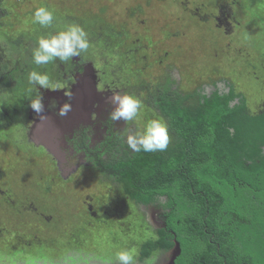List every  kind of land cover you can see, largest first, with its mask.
I'll use <instances>...</instances> for the list:
<instances>
[{"label": "rangeland", "instance_id": "obj_1", "mask_svg": "<svg viewBox=\"0 0 264 264\" xmlns=\"http://www.w3.org/2000/svg\"><path fill=\"white\" fill-rule=\"evenodd\" d=\"M41 6L55 14L49 28L32 22ZM70 24L85 29L89 49L63 63L35 65L38 39ZM0 44L10 58L2 56L12 61L4 95L8 122H0V260L59 264L66 254L82 253L93 264H115V254L128 250L136 264H172L176 245L155 250L148 260L140 256L142 244L159 239L163 223L156 210L127 200L122 186L96 165L82 163L79 152L71 156L63 145L52 154L31 135L30 100L39 91L28 73H46L56 86L49 90L59 91L70 71L81 74L79 65L88 64L101 96L119 91L139 97V116L119 132L122 147L148 120H163L153 105L170 84L182 95L217 85L221 91L232 88L247 113L259 116L264 114V0H0ZM83 125L73 129L81 126L79 134L84 131L90 140L92 126Z\"/></svg>", "mask_w": 264, "mask_h": 264}, {"label": "trees", "instance_id": "obj_2", "mask_svg": "<svg viewBox=\"0 0 264 264\" xmlns=\"http://www.w3.org/2000/svg\"><path fill=\"white\" fill-rule=\"evenodd\" d=\"M153 108L171 147L96 163L132 201L160 212L165 227L141 258L176 245L173 264H264V115L217 86L182 95L170 84Z\"/></svg>", "mask_w": 264, "mask_h": 264}, {"label": "flooded vegetation", "instance_id": "obj_3", "mask_svg": "<svg viewBox=\"0 0 264 264\" xmlns=\"http://www.w3.org/2000/svg\"><path fill=\"white\" fill-rule=\"evenodd\" d=\"M4 50L3 46L0 44V122L3 123L8 122L9 100L4 95L10 90L9 82L12 76V61L11 59L6 61L2 56L1 52L6 54ZM79 68L82 69L81 74L77 72L73 75L74 72H69V75L66 77V87L62 90H39V95H43L45 110L42 114H37L32 108L29 109L32 110L29 112L30 116L28 114V117L32 122L30 128L31 135H38V138L45 142L46 146L50 147L52 154H54L56 148H63L66 146L69 147L67 149L71 150V156L73 155V150L74 153L79 152L82 157L81 162H85L86 165L88 164V161L93 165H96V163L99 162H102V164H108L109 160L113 157V154L120 158L126 152H133L126 144L122 147V141L118 139L119 132L124 129L122 127L125 126V122H114L109 118V113L114 107L109 99L111 94L105 93L101 96L102 92L100 93L96 90V85L94 86V84H92L94 83L93 78L95 77L93 69L88 64H80ZM73 78L74 82L71 83ZM217 87L219 90H222L219 85H217ZM213 90L214 89L206 93L209 94ZM225 92L227 93L228 91ZM65 103L71 104V110L68 111L66 115H60L61 108ZM5 115L6 117H4ZM48 121L50 125L47 124ZM78 122H84V129L92 126V129L89 131V138L90 140L93 139L92 141L86 139L84 131L79 134L81 126L76 128L77 131H74L75 129H73V127ZM73 132L76 134H73ZM75 135L76 137L78 136L77 139H75ZM95 142L99 144H96ZM68 143H71L72 147L68 146ZM261 148L264 154V144ZM66 151L67 150H65V152ZM106 178L115 183V179H112L111 177ZM79 195L80 198L83 196V194ZM125 197L139 208H152L160 214L156 207L137 204L126 194ZM162 223L163 229L165 224L163 221ZM1 232H4L3 227H1ZM31 244L32 243L29 245ZM78 246L80 245L78 244ZM158 250L166 251L164 249ZM13 254L19 253L13 252ZM144 260H148V258Z\"/></svg>", "mask_w": 264, "mask_h": 264}, {"label": "clouds", "instance_id": "obj_4", "mask_svg": "<svg viewBox=\"0 0 264 264\" xmlns=\"http://www.w3.org/2000/svg\"><path fill=\"white\" fill-rule=\"evenodd\" d=\"M54 20V12L47 6L36 8L32 14V22L42 28L51 27ZM89 47L90 42L85 29L78 24H70L65 30L54 35L41 36L37 41V47L33 49L32 59L37 66L47 65L56 60L63 63L74 57H80L81 53L87 51ZM28 81L37 91L56 87L46 73L35 70L28 73ZM109 99L114 106L109 113V118L114 122L135 120L143 107L141 99L132 94L116 91ZM30 107L35 113L42 114L45 110L43 95L30 100ZM70 110L71 104L65 103L59 114L66 115ZM169 142L168 125L161 119L148 120L143 131L129 133L126 137L127 146L134 153L165 151ZM0 264H5V261L0 260ZM59 264H93V258L82 253L66 254ZM109 264L113 262L109 261ZM115 264H136V260L130 251L122 250L115 254Z\"/></svg>", "mask_w": 264, "mask_h": 264}, {"label": "water", "instance_id": "obj_5", "mask_svg": "<svg viewBox=\"0 0 264 264\" xmlns=\"http://www.w3.org/2000/svg\"><path fill=\"white\" fill-rule=\"evenodd\" d=\"M47 124H49V125H50L49 121H48V123H47ZM176 257H177V256H176ZM176 257H175V258H176ZM175 258L173 259V262H174ZM173 262H172V264H173Z\"/></svg>", "mask_w": 264, "mask_h": 264}]
</instances>
